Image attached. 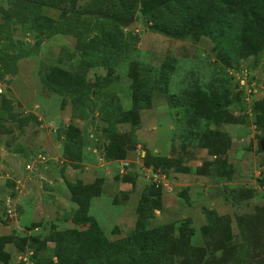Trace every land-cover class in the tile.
I'll return each mask as SVG.
<instances>
[{
	"label": "rangeland",
	"instance_id": "374dc122",
	"mask_svg": "<svg viewBox=\"0 0 264 264\" xmlns=\"http://www.w3.org/2000/svg\"><path fill=\"white\" fill-rule=\"evenodd\" d=\"M117 5L75 0L79 18L65 21L68 12L49 4L35 18L31 0H0V264H53L54 237L80 229L82 217L109 240L140 219L163 226L150 264H264V48L227 68L220 109L197 95L188 120V72L204 88L214 73L226 77L214 43L127 16L120 29L136 40L133 58L84 67L79 41ZM169 59L168 92L154 87L132 109L140 63L155 76ZM159 159L171 162L167 174L153 170Z\"/></svg>",
	"mask_w": 264,
	"mask_h": 264
},
{
	"label": "trees",
	"instance_id": "16d2710c",
	"mask_svg": "<svg viewBox=\"0 0 264 264\" xmlns=\"http://www.w3.org/2000/svg\"><path fill=\"white\" fill-rule=\"evenodd\" d=\"M139 2L142 9L138 8ZM31 4V14L35 18L39 17L42 4L68 12L65 21L79 18L75 0H31ZM118 5L113 15L95 18L91 29L94 34L89 39L79 41L84 67L101 66L113 70L117 60L133 58L136 40L120 29L127 16H143L154 28L175 37L194 33L204 35L214 43L217 55L214 66L226 77L216 72L209 81L210 85L204 88L195 80L193 71L188 72L184 80L186 84L181 89V95L186 99L185 114L188 120L194 114L192 111L197 95L220 109L224 105L221 97H226L229 86L227 68L264 48V0H118ZM176 62L177 59H169L168 66H158L159 73L155 76L147 75L154 70L153 66L140 63V77L133 84L132 109L140 108L144 98L149 99L154 87L168 92ZM161 82H165L163 86ZM261 108L257 127L264 131V102ZM134 142L140 143L137 139ZM170 166L169 160H153V170L160 174H167ZM208 172L218 183L225 178L223 170L215 166L210 167ZM258 182L264 189V173ZM74 222L81 226L80 229L68 228L54 237L57 260L53 264H71L74 259H79L83 264H150L151 259L161 254L163 226L146 228L145 221L140 219L127 235L109 240L93 219L82 217Z\"/></svg>",
	"mask_w": 264,
	"mask_h": 264
},
{
	"label": "water",
	"instance_id": "95a60500",
	"mask_svg": "<svg viewBox=\"0 0 264 264\" xmlns=\"http://www.w3.org/2000/svg\"><path fill=\"white\" fill-rule=\"evenodd\" d=\"M261 147L264 148V143L263 142H261Z\"/></svg>",
	"mask_w": 264,
	"mask_h": 264
},
{
	"label": "built area",
	"instance_id": "2783aa9c",
	"mask_svg": "<svg viewBox=\"0 0 264 264\" xmlns=\"http://www.w3.org/2000/svg\"><path fill=\"white\" fill-rule=\"evenodd\" d=\"M242 84H243V81H242Z\"/></svg>",
	"mask_w": 264,
	"mask_h": 264
}]
</instances>
